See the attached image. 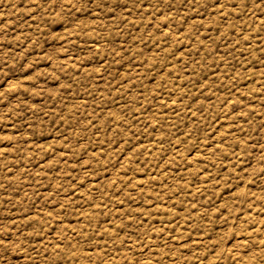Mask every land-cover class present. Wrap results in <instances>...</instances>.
<instances>
[{
    "label": "rangeland",
    "instance_id": "1",
    "mask_svg": "<svg viewBox=\"0 0 264 264\" xmlns=\"http://www.w3.org/2000/svg\"><path fill=\"white\" fill-rule=\"evenodd\" d=\"M0 264H264V0H0Z\"/></svg>",
    "mask_w": 264,
    "mask_h": 264
}]
</instances>
